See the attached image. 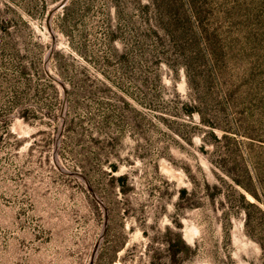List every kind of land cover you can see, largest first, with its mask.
Segmentation results:
<instances>
[{
  "label": "rangeland",
  "instance_id": "obj_1",
  "mask_svg": "<svg viewBox=\"0 0 264 264\" xmlns=\"http://www.w3.org/2000/svg\"><path fill=\"white\" fill-rule=\"evenodd\" d=\"M60 1L0 0V264H264V0Z\"/></svg>",
  "mask_w": 264,
  "mask_h": 264
},
{
  "label": "trees",
  "instance_id": "obj_2",
  "mask_svg": "<svg viewBox=\"0 0 264 264\" xmlns=\"http://www.w3.org/2000/svg\"><path fill=\"white\" fill-rule=\"evenodd\" d=\"M83 0H69V2L67 3V5L63 8V10L61 11V13L55 18L54 22H55V26L56 27H60L62 26V23H65L67 21H69V18L71 17V15L78 9H81V6L84 4L82 3ZM188 18V17H187ZM189 23H191V20L190 18H188L187 20ZM5 23V22H4ZM26 23V22H25ZM14 26L12 21H7L5 24L2 25V29L6 31V33L9 35V37L13 36L11 34V27ZM190 38H193V39H201V37L199 36V33L198 32H194L193 36L190 37ZM35 46L37 47V50L39 49L40 52H37L39 54V58L37 59V62H39V65H40V71H38L37 75H39V77H43L45 79H47L49 81V83L52 85V87L55 89V93L57 92L56 91V85H54V83H52V80L49 79L47 77V72H46V68H45V59L44 57H42V50H41V46L35 42L34 43ZM33 44V45H34ZM15 45H17V43H15L12 47H15ZM32 45V46H33ZM34 46V47H35ZM29 47V46H28ZM28 51H31V49L29 48ZM57 53H52V56L51 58L54 59L57 55ZM34 65H35V62H34ZM35 67V66H34ZM67 96L69 97V91L67 90ZM201 106L199 105H188L186 104L185 107H184V113H188V114H191V112H194V110L196 111H201ZM27 112V111H25ZM202 122L203 123H207L210 127H218V128H222L218 125H216L215 123H213V121H210V120H207L205 118H202ZM65 125H66V130H67V126H68V120H65ZM225 133L223 134L222 136V139H227L229 137V131L225 130V129H222ZM213 135L215 136V138L217 139V141H220V139H218V137L214 134V132H212ZM236 182H238V184L243 185V183L239 180H237ZM249 190V189H248ZM186 192V190L184 191ZM252 193V195L254 197H256L258 200H260V198L258 197V195H256L255 193H253L252 191H250ZM244 196V195H243ZM245 197V196H244ZM253 205H256L255 203Z\"/></svg>",
  "mask_w": 264,
  "mask_h": 264
},
{
  "label": "water",
  "instance_id": "obj_3",
  "mask_svg": "<svg viewBox=\"0 0 264 264\" xmlns=\"http://www.w3.org/2000/svg\"><path fill=\"white\" fill-rule=\"evenodd\" d=\"M68 1L69 0H61L59 3H57V5L55 6V7H53L50 11H49V13H48V16H47V18H48V21H50V19H51V16L58 10V9H60V8H62V7H64L67 3H68ZM54 44L55 43H53V45H52V49H53V47H54ZM51 49V50H52ZM53 79H55V80H59V79H57V78H55V77H53ZM60 82H61V80H59ZM62 83V82H61ZM66 93V92H65ZM65 104L63 105V109H62V114H64L65 113ZM60 138H61V131H59V133H58V137H57V142H56V144H58L59 142H60ZM57 146V145H56ZM74 173V172H73ZM74 174H77V173H74ZM92 193H93V195L96 197V199H98V201H100V199H99V197L95 194V192L94 191H92ZM105 209V211H107L106 210V207L104 208ZM106 215V214H105ZM106 217H107V215H106ZM107 219V218H106ZM105 231H106V227L104 226V228H103V233L102 234H104L105 233ZM99 247H100V241L99 242H97V244H96V247H95V251H94V253H93V259L96 257V254H97V252H98V249H99Z\"/></svg>",
  "mask_w": 264,
  "mask_h": 264
}]
</instances>
